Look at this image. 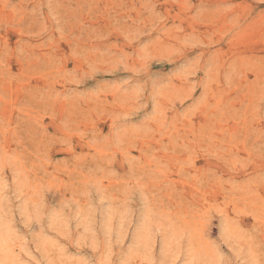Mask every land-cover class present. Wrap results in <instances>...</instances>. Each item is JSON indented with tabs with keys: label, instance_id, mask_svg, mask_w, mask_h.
<instances>
[{
	"label": "rangeland",
	"instance_id": "374dc122",
	"mask_svg": "<svg viewBox=\"0 0 264 264\" xmlns=\"http://www.w3.org/2000/svg\"><path fill=\"white\" fill-rule=\"evenodd\" d=\"M0 264H264V0H0Z\"/></svg>",
	"mask_w": 264,
	"mask_h": 264
}]
</instances>
